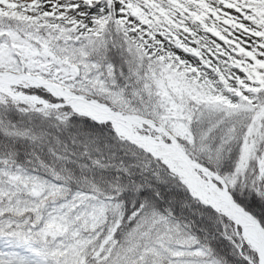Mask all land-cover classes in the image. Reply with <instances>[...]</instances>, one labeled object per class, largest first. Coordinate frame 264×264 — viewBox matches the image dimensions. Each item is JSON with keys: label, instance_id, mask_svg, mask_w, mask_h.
Listing matches in <instances>:
<instances>
[{"label": "snow or ice", "instance_id": "obj_1", "mask_svg": "<svg viewBox=\"0 0 264 264\" xmlns=\"http://www.w3.org/2000/svg\"><path fill=\"white\" fill-rule=\"evenodd\" d=\"M0 264H264V0H0Z\"/></svg>", "mask_w": 264, "mask_h": 264}]
</instances>
